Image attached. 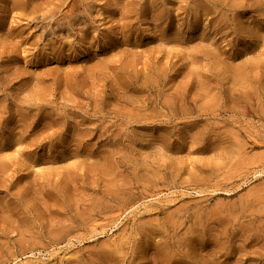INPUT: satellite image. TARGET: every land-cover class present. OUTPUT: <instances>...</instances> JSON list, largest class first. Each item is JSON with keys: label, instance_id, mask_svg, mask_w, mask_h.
<instances>
[{"label": "rangeland", "instance_id": "obj_1", "mask_svg": "<svg viewBox=\"0 0 264 264\" xmlns=\"http://www.w3.org/2000/svg\"><path fill=\"white\" fill-rule=\"evenodd\" d=\"M0 264H264V0H0Z\"/></svg>", "mask_w": 264, "mask_h": 264}]
</instances>
